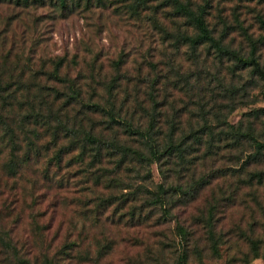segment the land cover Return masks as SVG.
Masks as SVG:
<instances>
[{
	"label": "rangeland",
	"instance_id": "rangeland-1",
	"mask_svg": "<svg viewBox=\"0 0 264 264\" xmlns=\"http://www.w3.org/2000/svg\"><path fill=\"white\" fill-rule=\"evenodd\" d=\"M87 1L0 3V264H264V75L168 6ZM192 1L264 70V0Z\"/></svg>",
	"mask_w": 264,
	"mask_h": 264
},
{
	"label": "trees",
	"instance_id": "trees-1",
	"mask_svg": "<svg viewBox=\"0 0 264 264\" xmlns=\"http://www.w3.org/2000/svg\"><path fill=\"white\" fill-rule=\"evenodd\" d=\"M51 1L52 0H48V2ZM55 1H56L55 5L61 8H68L69 6H72L69 3V0H55ZM89 1L90 0H88L86 4H84V7H88ZM130 1H131L130 6L131 8H133L134 11H137L140 5L143 7H149L150 3H155V5H153V9L154 8L156 9L157 7L168 6L171 9L172 16L177 21L180 22V20H183V23L180 24H187V27L180 32L179 37L182 39L181 41L187 43L191 49H196L197 46H199L200 44H207L213 47L214 51L218 55L224 54L227 56H232L236 59L238 63L243 65H251L255 71L264 75V70L261 68L260 63L257 60L256 56L254 55L253 51H251L248 56L242 55L238 53L236 50L231 49L227 45H225L221 41V37H216L213 34V29L211 28L207 19L208 2L204 1L202 3H198V2L195 3L192 0H130ZM4 2H8L12 4H21L24 6H30V5L37 6V5H43L44 3H46V0H0V3H4ZM69 12L70 10L67 11V13ZM190 24L194 28L193 33H190ZM60 62L61 61L59 60L57 64H59ZM53 72L55 75L57 74V65H55ZM1 90L2 89H0V99H2L3 97ZM76 93L77 91L74 92V94ZM156 103L157 100H153V104L155 105ZM95 104L97 105V103ZM96 107L101 108L100 105ZM105 114L108 116L109 121L111 120L119 121L118 116L115 115L111 107L105 108ZM155 120H156L155 115H151L148 125L149 129L147 128L148 130H146L147 131L146 135H147V141H149L150 154L155 160H158L159 157L162 155L164 148L161 151L160 148L161 146H160V142H158V138L156 136H153L152 133L150 132V128L153 129L155 126L154 123ZM126 125L131 126V122L126 120ZM83 137L87 142H100L103 140L99 135H95L91 129H84ZM172 138H173V133H170L168 138L169 142L172 141ZM110 143L114 145L117 149L122 151V153H126L127 151L133 150V148L127 144H118L113 140L110 141ZM173 147L174 146H171L170 149ZM136 152H138V150ZM162 187L163 185L159 184V188ZM160 193L161 192H159V194ZM20 259L24 264H31V262L27 258H20Z\"/></svg>",
	"mask_w": 264,
	"mask_h": 264
}]
</instances>
